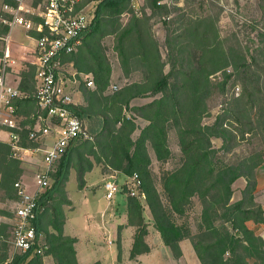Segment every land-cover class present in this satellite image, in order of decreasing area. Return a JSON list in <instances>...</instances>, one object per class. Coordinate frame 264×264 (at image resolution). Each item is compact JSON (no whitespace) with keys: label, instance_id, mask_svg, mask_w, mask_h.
I'll use <instances>...</instances> for the list:
<instances>
[{"label":"trees","instance_id":"16d2710c","mask_svg":"<svg viewBox=\"0 0 264 264\" xmlns=\"http://www.w3.org/2000/svg\"><path fill=\"white\" fill-rule=\"evenodd\" d=\"M91 1L84 0V4H90ZM99 1L92 33L76 52L63 57V64L66 61H76L75 68L91 75L95 88H89L85 80L78 79L85 105H77L75 111L83 119L85 126V120L93 118L99 119V124L92 129L93 132L86 126L89 133L94 134L93 141L80 140L69 148L52 174V186L39 198L37 229L39 235H45L43 257L52 258L54 264H78L75 248L77 239L65 235L67 217L63 209V205L71 204L65 185L72 157L76 153L81 162L89 164L86 171L81 169L79 172L81 181H85L84 173L93 169V160L126 177L137 175L140 178L144 202L152 215L154 226L175 258L183 256L181 243L190 239L201 264H264V238L248 226L249 222L264 224V209L255 196V172L262 162L254 161V158H246L232 165L217 161L219 152H230L237 141L246 140L252 131L248 127H252V124L244 123L239 112L231 106L212 125H203L208 110L207 100L218 87L225 90L232 77L231 74L226 75L219 84L210 80L213 74L228 66L226 56L205 55L204 44L215 31L214 23L204 25L206 20L196 21L181 27L179 33L174 30L169 33L166 39L169 49L167 62L163 60L158 44L145 28L146 19L133 16L126 26L108 32L115 35V51L125 74H130L131 63H134L143 75L142 80L114 91L111 86L112 68L96 40L105 36L102 27L105 17L118 20L127 12L131 0ZM160 1L163 0H150L152 15L167 14L176 7L174 5L179 0H170L174 4L171 6L159 5ZM1 2L5 3L7 0ZM98 32L101 35L93 38ZM7 34L8 27L0 21V38ZM20 48L21 56L28 57L27 70L21 74L19 88L30 97L18 100L15 104L17 115L26 117L21 123L23 130L16 133L20 135L19 145L22 148L36 149L39 144L29 140V133L36 122L31 117L38 112L37 102L33 98L38 59L35 51ZM11 52L9 45V53ZM2 56L0 51V57ZM30 56H35V64L29 62ZM167 64L170 65V70L166 73ZM242 67L245 74L243 81L256 84L257 74L245 64ZM244 94L252 98L255 96L246 90ZM241 96L242 91L233 99ZM149 98L152 101L144 105L132 104L137 99ZM137 119L147 121L148 125L134 139L139 128ZM171 128L177 131L182 162L177 169L164 172L161 178L165 203L153 179L149 147L159 162L171 159ZM214 139L222 141L220 149L213 146ZM83 149L88 151V158H85ZM22 164L20 155L14 154L11 145L0 141V193L2 192L3 201H18L15 185L22 182L25 174ZM241 178L246 180L243 198L232 204L233 185ZM122 190L127 195V226L135 229L130 255L134 260L151 252L146 240L149 230L144 214L145 206L140 199L128 195L125 186ZM194 198H199L203 204L199 234L196 236L191 234L189 227L178 223V219L184 217L192 206ZM51 203H54L53 208H49ZM50 209L53 210V215L45 223ZM0 214L10 217L6 210H0ZM11 226L13 224L7 220L0 224V264H24L30 258L29 253L19 254L12 259L8 257L3 230ZM50 227L54 232H49Z\"/></svg>","mask_w":264,"mask_h":264},{"label":"rangeland","instance_id":"374dc122","mask_svg":"<svg viewBox=\"0 0 264 264\" xmlns=\"http://www.w3.org/2000/svg\"><path fill=\"white\" fill-rule=\"evenodd\" d=\"M137 6L135 9L130 2V6L122 16L114 19L105 17L103 30L105 36L97 39L96 42L101 47V51L105 55L107 61L112 68L111 86H117L118 89L143 78L141 70L137 64L131 63V72L126 75L117 52L115 51V35H110L108 32L120 26H126L133 16L146 19L145 28L149 34L156 41L159 46L162 58L165 62L168 61L169 49L166 45V39L169 33L173 30L180 32L181 27L184 28L196 21H204L205 23H214L215 31L209 35V41L204 44L206 56H226L228 66L223 70L213 74L210 80L215 83H221L226 75H232L228 80L225 90L218 87L216 92L207 100V114L203 119V125H212L216 118L224 113V110L229 107L239 112V117L243 119L244 123L252 124L251 132L246 140H239L234 144L230 152L221 151L218 154L217 161L224 164H238L241 160L246 158H254V161H261V166L256 170L257 188L255 192L256 200L262 205L264 209V0H179L177 5H174L172 10L167 14L152 15L149 9L150 0H134ZM99 0H92L90 5L94 12L97 11ZM2 2L0 0V12ZM108 21V22H107ZM92 31L88 34V36ZM176 34V33H175ZM101 35L99 32L93 38ZM92 38V39H93ZM95 42V43H96ZM2 42H0V51ZM199 54V53H198ZM72 61H66L61 69L64 79L73 81L77 79L74 65ZM249 66V70L257 74V83L249 81L244 82L242 65ZM170 65L167 64L165 72H169ZM75 74V75H74ZM79 86V81L73 85L76 97V88ZM90 88V87H89ZM258 89V90H257ZM254 93V98L244 94V91ZM242 91V96L238 99H233L239 96ZM111 93V91H109ZM78 96V95H77ZM252 99V101H251ZM254 100V104H253ZM152 99H137L133 101V105H144ZM87 128L92 131L93 128L99 124V119L85 120ZM138 130L134 134V139H137L141 130L148 125V122L143 119H137ZM93 132V131H92ZM93 141L94 134L91 135ZM1 137V133H0ZM85 142V141H82ZM169 146L172 151V157L167 162H159L153 150L149 147V152L152 158L151 172L155 185L166 203L164 191L162 188L161 178L166 171L177 169L182 162V152L178 140L177 131L171 128L169 131ZM213 146L220 149L223 144L220 139L213 140ZM85 158H88V151L82 150ZM42 152L33 155L21 154L22 166L26 171L28 190L36 189L35 170L38 164L42 161ZM93 160V157H92ZM93 169L84 173V180H80V171L87 170L89 164L81 162L79 155L76 153L72 157L69 168L68 179L65 185L67 197L70 199V205H63L66 217H70L71 224L76 225L80 229L84 227L95 228L98 232V237L95 244L102 248H107L108 242L117 238L116 221L113 224V219L109 217L102 218V213L107 210L108 216L114 211L118 216V220L123 222L126 219V200L127 195L124 192L118 193L112 201H108L105 197V183L111 176L118 177L119 172L108 170L103 164L97 163L93 160ZM118 183L123 185L124 176L118 177ZM25 179V180H26ZM246 187V180L239 179L234 185V194L232 197V204L240 201L243 198V191ZM2 192L0 193V210H6L10 213L6 220L12 224L10 220L13 218V212L16 208L15 203H8L2 200ZM50 204L49 208H53ZM145 210V219L148 224L149 234L146 238L151 245L153 254L149 257L147 262L151 264H201L196 252L194 251L192 241L190 239L184 240L183 256L175 258L169 248H167L158 231L154 226L152 215L148 206L143 201ZM203 211V204L199 198L193 199V204L187 211L184 217L178 219V223L189 227L191 234L196 236L199 234V225L201 223V216ZM43 212V210H42ZM53 215V210L50 209L45 219L48 223V217ZM117 219V218H116ZM106 221V222H105ZM107 224V225H106ZM111 224V225H110ZM110 225V227H109ZM45 226V224H44ZM251 229L256 230L258 234L264 236V224L255 225L252 222L248 223ZM13 226L3 230L6 240L7 253L9 259L14 258L20 253L17 252L12 245ZM49 232H54L50 227ZM96 237L95 234H92ZM113 235V236H112ZM43 235V239H44ZM113 238V239H112ZM181 243V244H182ZM182 248V247H181ZM151 253V252H150ZM2 252L0 253V255ZM50 264V257L29 258L24 264ZM146 262V263H147Z\"/></svg>","mask_w":264,"mask_h":264},{"label":"built area","instance_id":"2783aa9c","mask_svg":"<svg viewBox=\"0 0 264 264\" xmlns=\"http://www.w3.org/2000/svg\"><path fill=\"white\" fill-rule=\"evenodd\" d=\"M135 9L137 6L131 0ZM172 5L163 0L159 5ZM95 12L84 0H7L2 3L1 23L8 27V34L0 38L5 43L0 68V131H5L15 155H33L42 152V161L35 173L36 189L30 192L23 182H18V201L15 203L13 218L12 245L20 254H30V258L43 257V237L39 235L37 220L39 198L52 186V174L69 148L80 140H91L83 119L76 113L73 85L77 79L65 80L62 74L63 57L73 54L83 44L92 31ZM22 29L35 34L38 69L35 76L36 91L33 98L38 112L32 115L36 122L30 129L29 140L39 144L36 149H26L19 145L22 131L21 123L26 117L16 113V102L28 99L18 86L8 80L12 63L9 53L12 32ZM87 86L95 88L92 79H84ZM114 91L117 86L112 87ZM1 184V179H0ZM125 186L128 195L145 200L141 180L137 175L127 177L123 185L116 177L105 183L106 199L112 201ZM6 217L0 214V224Z\"/></svg>","mask_w":264,"mask_h":264},{"label":"crops","instance_id":"0c3cea01","mask_svg":"<svg viewBox=\"0 0 264 264\" xmlns=\"http://www.w3.org/2000/svg\"><path fill=\"white\" fill-rule=\"evenodd\" d=\"M34 36L35 34L28 33L22 29H16L12 32L11 42H10V51L12 52L10 53V55H11V60H13L14 62L12 63L10 69L8 70L9 72L8 80L14 86H18V87L20 86V83L22 80L21 74L27 70L26 62H27L28 56H21L22 50L20 47H25V48H28L34 51V48L36 46ZM0 42H2V45H4L1 48V53L4 54V50H5L4 43L5 42L2 39H0ZM29 58H30L29 62H31L32 64H35V61H36L35 56H30ZM0 68H1V57H0ZM74 71L77 76V79L79 80L92 78L90 74L81 72L78 70V68H74ZM76 97H78L77 99H75V102L77 103V105L79 106L85 105V100H84V97L81 91L79 90V86H77L76 88ZM0 133H1L0 141L9 143L8 134L4 130L0 131ZM35 173H36V170H35ZM121 175L124 176V179H125L123 181L124 183L127 177L123 174H119L118 177H121ZM111 177H116V176H111ZM118 177H116V179L119 180ZM25 179H26V171L22 178V182L27 187L28 186L30 187L31 184H27V179L26 180ZM34 191L35 190L33 189V191H30V192L32 193ZM108 215L109 213L107 212V210H105L101 216L102 218H105V219L107 217H109L110 219H113L112 221L113 224L116 221V225H118V229H117V238L109 241L108 242L109 246L107 248H102V247H99L98 245H93L95 244V241H92V240H96L98 237L97 235L98 232L95 228L91 229V226L88 225L90 227V230L89 228H86V227H84V229L82 230L78 228L76 225L71 224L70 217H67V222L64 227V232H65V235L77 239L75 248L77 251L78 264H94L96 262H100L101 264H151L152 262L150 261L147 262L146 259L152 256L153 250L151 251V253L139 256L138 258L134 260L130 258L131 250H132L133 243H134L135 229L133 227L127 226V222H128L127 205H126V219L123 222L118 220V216L114 213V211L111 213L110 216ZM92 234H95L96 237L93 236ZM262 237L264 238V236ZM147 243L151 247L148 240H147ZM181 247L182 249H184L183 243L181 244ZM183 253L185 255L184 251ZM50 259H51L50 264H54L53 259L52 258Z\"/></svg>","mask_w":264,"mask_h":264}]
</instances>
